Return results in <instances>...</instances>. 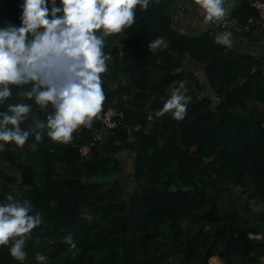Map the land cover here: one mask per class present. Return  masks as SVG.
<instances>
[{
    "label": "trees",
    "instance_id": "obj_1",
    "mask_svg": "<svg viewBox=\"0 0 264 264\" xmlns=\"http://www.w3.org/2000/svg\"><path fill=\"white\" fill-rule=\"evenodd\" d=\"M177 2L150 0L147 9L137 6L134 24L113 34L111 41L120 36L128 38L120 56L117 47L109 54L114 71L130 83L113 89L103 79L106 73L100 74L106 104L93 117L91 127L81 125L66 144L52 141L46 129L41 141L33 133L23 146L6 144L8 151L2 158L22 173V186L29 189L16 194L10 187L16 179L9 177V185L0 190V201L8 194L28 200L31 214L44 217L26 241L27 254L45 249L49 258L62 264H158L156 241L164 235L163 228L181 238L180 222L188 220L201 229L190 241L174 244L183 256L180 264H209L213 256L225 264H259L264 256V242L252 238L256 230L242 219L235 201L229 196L226 207L219 204L223 194L231 193V184L246 188L249 179L254 185L250 199L264 201V109L245 112L248 100L264 105L263 62L218 44L209 30L198 37L178 34L169 17ZM22 4L23 0H8L3 5L0 27L21 25ZM52 6L48 5L50 9ZM256 16L249 0L240 2L232 14L240 23ZM158 37L169 41L168 48H148ZM103 51L107 53L105 48ZM184 56L204 66L222 101L214 110L206 97L189 100L183 120L174 119L171 112L157 117L155 113L165 102L162 98L183 79L179 71ZM19 91L13 86L12 96L0 104V111L25 99L32 105L30 112L46 121L51 107L41 109ZM132 91H136L134 100L127 104L123 96ZM109 106L122 110L124 119L94 147L90 159L84 160L78 146L91 141L102 129V113ZM150 113L152 120L147 119ZM148 125L153 128L146 132ZM136 126L141 130H131ZM131 137L136 141L131 142ZM25 147L37 149L27 151L25 160L20 161L15 150ZM123 148L137 152L138 190L128 201L119 182L105 190L104 184L83 181L85 176L119 173V164L112 167L108 155ZM99 149L104 150V156ZM59 166L65 167L64 173L59 172ZM256 218L264 225V212L256 213ZM206 227L213 234H203ZM69 233L73 234L75 249L64 243ZM9 247L0 246V264L18 261L9 254ZM98 255L103 259L98 261Z\"/></svg>",
    "mask_w": 264,
    "mask_h": 264
},
{
    "label": "clouds",
    "instance_id": "obj_2",
    "mask_svg": "<svg viewBox=\"0 0 264 264\" xmlns=\"http://www.w3.org/2000/svg\"><path fill=\"white\" fill-rule=\"evenodd\" d=\"M150 0H23L21 25L0 27V104L12 96L13 86L19 95L34 100L41 109L51 107L46 121L37 120L34 128L21 127L32 105L13 103L0 111V150L6 144L23 146L31 134L41 141L47 136L56 142L69 143L81 125L91 126L102 108L105 93L101 73L107 71L104 37L122 32L135 22V9L149 7ZM205 12L206 21L220 20L226 14L224 0H196ZM49 4L53 6L51 9ZM99 33V34H98ZM31 37V38H29ZM218 44L230 46L232 33L215 36ZM163 38H156L148 48L157 49ZM30 85L24 89L20 86ZM171 95L155 113L166 112L176 120L187 114L189 96L184 82L170 88ZM153 119V114L147 116ZM32 213L28 200L8 194L0 201V246L9 245V254L23 262L27 257L26 241L32 230L42 223L39 213ZM64 243L76 248L73 234ZM35 259L46 264L48 257L37 252Z\"/></svg>",
    "mask_w": 264,
    "mask_h": 264
},
{
    "label": "crops",
    "instance_id": "obj_3",
    "mask_svg": "<svg viewBox=\"0 0 264 264\" xmlns=\"http://www.w3.org/2000/svg\"><path fill=\"white\" fill-rule=\"evenodd\" d=\"M8 0H0V15L3 5ZM242 1L246 0H224V8L226 9V12L232 16L233 11L238 6V4ZM169 17L172 22L173 29L180 35H186L190 37H198L204 32L209 30V21L205 20V12L199 7V5L196 3V0H178L176 6L170 11ZM241 24L238 21H234V24L230 27L229 31L232 33V40L233 43L230 46H226L229 49H236L238 52L246 55H251L256 57L257 59H261L263 62V71H264V28L255 25L251 29L250 32H242L240 30ZM127 36H120L115 41L114 44L119 46L120 53H122V47L123 44L127 41ZM169 41L163 40V44L159 46L157 49L163 50L168 48ZM183 74V79L176 81L174 83V86L179 87L180 82H184L185 87V95L190 97V101H198L203 98H208L211 101V108L214 110H217L218 106L221 103V99L218 97L216 91L213 89V87L210 84V81L207 77V74L205 72L204 66H201L194 61L191 60L189 56L183 57V67L179 71ZM119 75V74H118ZM122 81V84L120 82ZM194 83L195 87L198 88V92L192 94L189 90L190 85ZM130 83L129 79L126 78L124 75L120 77V81L117 82V84L113 85V88H116L119 84L120 85H128ZM188 84V85H187ZM136 94V91H132L131 95L126 97L123 96L125 102H131L134 100V96ZM163 101H166V98H162ZM118 100L115 101L117 103ZM24 102L27 103L25 99L16 102L20 103ZM248 105H256L259 110L264 109V105L259 102H255L254 100H248ZM105 101L102 105L103 109L105 107ZM37 120H40V117L37 114L29 113L26 119L27 126H24L26 128L25 130H31L32 127L29 123L35 124ZM25 122V121H24ZM153 128L152 125H148L145 129L146 132L151 131ZM133 131L141 130V126H136L132 128ZM103 134L105 137L108 136V133L103 130ZM131 142H135L136 138L131 137ZM161 142L160 144H162ZM138 145H136L137 147ZM37 149V147H25L22 150H15L17 154H21L23 156V159L26 158V152L30 151L33 152ZM6 151H8L7 146H5L2 150H0V157L2 154H4ZM109 158H111L112 163L111 166H115L116 162L119 164L120 172L119 173H112L110 175L104 176V177H84L83 181L84 183L91 184V183H97V184H104V189L108 190L115 182H119L122 187L125 190V197L124 199L128 201L129 199H126V195L128 193L127 187L135 184L137 181V178L135 176L136 172V160H137V152L134 149H125L118 152L117 155L110 154L108 155ZM2 162V161H1ZM134 173V175H132ZM15 178L16 183L14 185H10L12 189L15 190V193L21 194L23 193L24 189H29V187L22 186V178L23 175L19 170H11L7 172V175H5V183L4 186H8L9 183L7 181V178ZM3 184L0 183V187H2ZM230 189L234 191L235 196H240L243 202L246 203L245 205H248V207L251 209H247L248 211H242V219L248 222V225L256 230V234L252 235V238L258 240L259 242H264V225L260 224L257 221L256 213L258 212H264V201L257 200V199H250V195L254 193V185L251 179L247 180V187L243 188L234 184H231ZM235 198V197H234ZM244 207V206H243ZM243 209V208H241ZM208 210H205L204 212H207ZM181 226L183 229H188L191 232H196L201 229V226L196 225L192 221H182ZM207 228V227H206ZM263 237V240L260 241L259 238ZM183 260L182 255L174 256L170 261L169 264H180ZM216 262V263H213ZM209 264H225V261L220 258L219 256H213L209 260ZM259 264H264V256L261 258Z\"/></svg>",
    "mask_w": 264,
    "mask_h": 264
},
{
    "label": "rangeland",
    "instance_id": "obj_4",
    "mask_svg": "<svg viewBox=\"0 0 264 264\" xmlns=\"http://www.w3.org/2000/svg\"><path fill=\"white\" fill-rule=\"evenodd\" d=\"M112 36H113V34L107 35V36L104 37V41H105L104 48L106 49L107 53L109 54L112 51H114L115 47H117L118 48L117 56H120L121 53H120L119 46L114 44V41L116 39L114 41H111ZM106 64H107V71L105 72L106 73V77H104L103 79L107 80L110 83L111 88H113V85L117 84V82L120 81V77H122L123 74L114 71L113 60L112 59H109L108 61H106ZM120 84H122V81L120 82ZM120 84L118 86H120ZM121 86H123V85H121ZM116 88H113V89H116ZM189 90L194 95H195V93L198 92V89L195 87L193 82L190 85ZM130 95H131V93L128 94V95H125V96L128 97ZM170 95H171V93L168 94L166 99H168L170 97ZM128 103L129 102H127V104ZM253 108H255L256 112L258 113V111H259L258 109L259 108L256 105H248V110L245 111V112H249L250 110H253ZM29 124L31 125V123H29ZM24 126H27L26 120H25V122L23 121L22 124H21V127L23 129H26V128H24ZM125 149H128V148L120 149L116 153H113V155H117L118 152L120 153L121 151H123ZM100 152H101V155H103V156L105 155L104 154V150H100ZM22 153L23 152H21L20 155L18 154V159L20 161H24ZM2 157H3V154L0 157V183H2L3 184L2 187H4L5 175H7L8 171L14 170V168L11 166V164L9 162L5 161ZM136 163H137V160H136ZM116 165H118V164L116 163L115 166ZM58 170H59V172L64 173L65 167L64 166H59ZM132 175H134V173ZM135 176H136V173H135ZM2 187H0V190H1ZM137 190H138V180L136 181L135 184H132V185L127 187L128 193L126 195V199H129L130 196H132ZM230 191H231L230 194L225 193L219 198V204L221 206H223V207H226V201L228 200V198L230 196V198L233 201H235L234 203H236V205L240 209L243 208V209H241V211H246L247 212L248 211L247 209H250V208L248 207V205H245L246 203L243 202L244 200H242V198L240 196H235L234 195V191L232 189H230ZM41 217H42V221H43L44 217L43 216H41ZM180 228H181V231H182L181 238L176 237L173 234L169 233V228L168 227L163 228L162 231H163L164 235L162 236V238H160L159 240L156 241L157 242L156 245L158 244L157 246H159V250L157 252V257L159 258L158 264H169V261L174 256L180 255V253H178L177 249L175 248V245H177L179 243V241H182V242L190 241V239H192L195 236V234L198 232V231L191 232V230L189 231L188 229H186V230L183 229L182 226H181V222H180ZM203 234H205V235L213 234V230L210 227H207V228H205ZM167 236L170 237L169 240H166ZM259 240L262 241L263 237L259 238ZM37 252L42 253V254H44V255H46L48 257L47 252H46L45 249H35L32 252L27 254V257L25 258V260L23 262L17 261L16 264H40V262H38L35 259V254ZM165 256H168L167 259H164ZM96 258H97L98 261L103 259L99 255ZM213 263H216V262H213ZM46 264H62V262H61V260L51 259V258L48 257Z\"/></svg>",
    "mask_w": 264,
    "mask_h": 264
},
{
    "label": "built area",
    "instance_id": "obj_5",
    "mask_svg": "<svg viewBox=\"0 0 264 264\" xmlns=\"http://www.w3.org/2000/svg\"><path fill=\"white\" fill-rule=\"evenodd\" d=\"M249 4L255 10L257 16L249 18L244 23H240V30L246 33L250 32L255 25H259L264 28V0H249ZM234 21L235 20L232 16L226 12L225 16L220 20L209 21V31L214 36L224 31H229L230 27L234 24ZM123 119L124 113L117 106H109L106 108L102 113V129L94 135L91 141L78 146L81 157L84 160L90 159L94 147L103 143L107 138L104 136L103 130H105L108 134L111 133L118 128Z\"/></svg>",
    "mask_w": 264,
    "mask_h": 264
}]
</instances>
